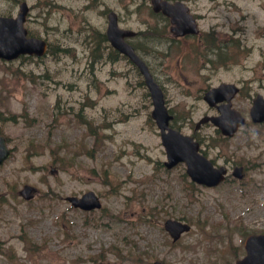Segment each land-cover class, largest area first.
I'll list each match as a JSON object with an SVG mask.
<instances>
[{"label": "rangeland", "instance_id": "obj_1", "mask_svg": "<svg viewBox=\"0 0 264 264\" xmlns=\"http://www.w3.org/2000/svg\"><path fill=\"white\" fill-rule=\"evenodd\" d=\"M22 1L0 0V15L15 16ZM26 1V27L51 52L0 59V131L12 147L0 165V264L241 258L246 237L264 232V122L249 113L253 98L264 96V0H184L201 33L174 40L150 0ZM110 10L138 31L131 42L182 131L194 132L201 116L215 112L203 98L208 88L240 86L233 105L247 122L236 135L223 140L210 123L197 132L215 145L206 149L216 163L244 166V181L206 187L183 163L165 167L142 76L101 37ZM25 185L35 187L29 199L20 193ZM87 190L99 195L100 209L66 199ZM168 217L192 225L177 242L164 228Z\"/></svg>", "mask_w": 264, "mask_h": 264}, {"label": "water", "instance_id": "obj_2", "mask_svg": "<svg viewBox=\"0 0 264 264\" xmlns=\"http://www.w3.org/2000/svg\"><path fill=\"white\" fill-rule=\"evenodd\" d=\"M156 11H163L171 17L174 23L173 32L177 35L198 32L197 24L193 15L188 12V7L180 1L170 3L167 0H152ZM28 6L26 2L21 4V11L18 17L0 16V57L12 59L21 53H36L42 55L46 51V42L43 39L27 37V29L24 26ZM134 31L121 28L118 25V16L112 11L109 13V25L107 36L111 43L121 52L127 54L139 67L145 77V81L151 91L154 103L152 111L161 128L162 140L165 144L170 161L168 166H173L179 160H186L188 172L194 180L208 185H215L224 179L226 167L216 168L205 156L198 153L199 143L193 137L183 135L180 131L169 127V120L172 117L164 104V96L161 87L154 79L145 61L136 53L132 45L126 42L125 37L131 36ZM236 85L222 83L207 91L205 98L211 105L218 101L230 100L237 91ZM221 111L219 116H205L201 121L212 120L220 126L224 133L233 135L238 127L245 121V118L236 109L231 108V102L217 105ZM255 121L264 120V99L258 95L251 110ZM11 151L7 147L6 138L0 135V164L9 157ZM234 174L242 177V168L237 167ZM72 202L85 209H92L100 206L97 196L92 191L83 194L82 197H69ZM166 228L170 230L174 239H177L181 232L188 230L190 226L176 220H168ZM248 255L236 263L231 264H264V234L250 235L246 241ZM156 264H160L157 262Z\"/></svg>", "mask_w": 264, "mask_h": 264}, {"label": "flooded vegetation", "instance_id": "obj_3", "mask_svg": "<svg viewBox=\"0 0 264 264\" xmlns=\"http://www.w3.org/2000/svg\"><path fill=\"white\" fill-rule=\"evenodd\" d=\"M165 21V23L167 22V20H164Z\"/></svg>", "mask_w": 264, "mask_h": 264}, {"label": "bare ground", "instance_id": "obj_4", "mask_svg": "<svg viewBox=\"0 0 264 264\" xmlns=\"http://www.w3.org/2000/svg\"><path fill=\"white\" fill-rule=\"evenodd\" d=\"M150 36V35H149Z\"/></svg>", "mask_w": 264, "mask_h": 264}]
</instances>
